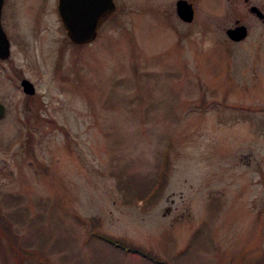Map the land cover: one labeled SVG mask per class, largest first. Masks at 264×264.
<instances>
[{
	"label": "rangeland",
	"instance_id": "obj_1",
	"mask_svg": "<svg viewBox=\"0 0 264 264\" xmlns=\"http://www.w3.org/2000/svg\"><path fill=\"white\" fill-rule=\"evenodd\" d=\"M176 1L118 0L84 47L54 1L8 3L0 216L19 247L50 264H264V24L248 11L264 0H187L190 24ZM4 229L0 264L40 263Z\"/></svg>",
	"mask_w": 264,
	"mask_h": 264
},
{
	"label": "water",
	"instance_id": "obj_2",
	"mask_svg": "<svg viewBox=\"0 0 264 264\" xmlns=\"http://www.w3.org/2000/svg\"><path fill=\"white\" fill-rule=\"evenodd\" d=\"M2 0H0V13ZM177 17L185 23H190L194 17L192 5L179 0L175 4ZM113 0H58L57 14L67 38L76 46L92 43L102 23L114 12ZM257 9L252 8V11ZM227 37L238 42L246 37V28L238 26L226 31ZM9 55V41L0 24V60ZM23 93L34 94L33 85L22 80L20 82ZM5 107L0 103V119L4 116Z\"/></svg>",
	"mask_w": 264,
	"mask_h": 264
},
{
	"label": "flooded vegetation",
	"instance_id": "obj_3",
	"mask_svg": "<svg viewBox=\"0 0 264 264\" xmlns=\"http://www.w3.org/2000/svg\"><path fill=\"white\" fill-rule=\"evenodd\" d=\"M14 1H19V0H2V8H1V24H2V26H3L2 19H3V17H5V14H6V13L4 14L3 12H4L5 8L7 9L8 3H11V2H14ZM40 1H41V3H43V2L46 3L49 0H40ZM52 1H54V3H55L54 4V11L57 14V4H58V0H52ZM116 1H118V0H113V2L115 3V12L117 10ZM184 1L188 2L187 0H184ZM244 2L247 3V4H249L250 3V0H244ZM188 3L192 5V8L194 10L193 4L191 2H188ZM252 8H256L257 11L256 10L252 11ZM248 11H249L250 14H252V16H254L257 20H259L261 23L264 24V11H262V9H260L256 5L249 4L248 5ZM194 18H195V10H194ZM194 18H193V20H194ZM247 36H248V30L246 29V37ZM246 37L244 39H242V40H245ZM242 40H240V41H242Z\"/></svg>",
	"mask_w": 264,
	"mask_h": 264
},
{
	"label": "trees",
	"instance_id": "obj_4",
	"mask_svg": "<svg viewBox=\"0 0 264 264\" xmlns=\"http://www.w3.org/2000/svg\"><path fill=\"white\" fill-rule=\"evenodd\" d=\"M158 183H160V182H158ZM0 215H2V214H0ZM0 222L1 223L3 222L4 227H5L4 231L6 232L8 237L10 239L12 238V240L15 242L16 246H14V244L12 245L10 240H6L10 244L11 248H13L14 251L19 253V255H21V256L23 255L24 258H27V259L33 258V259L37 260L38 262H40L39 264H50L49 262H47L46 259H42V258L38 257L35 252H31V251H28V250H25V249L19 247V245L16 244L15 236L12 234L13 231H11L10 229L7 230L6 225L9 227V222L6 221V223H5L4 218L2 216H0ZM3 236L2 237L5 239V234ZM110 244H112V243H110Z\"/></svg>",
	"mask_w": 264,
	"mask_h": 264
}]
</instances>
